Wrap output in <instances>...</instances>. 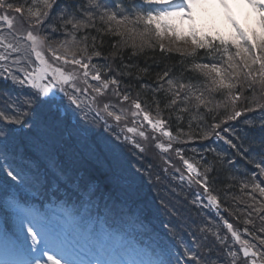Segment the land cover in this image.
Here are the masks:
<instances>
[{"label":"snow or ice","instance_id":"snow-or-ice-1","mask_svg":"<svg viewBox=\"0 0 264 264\" xmlns=\"http://www.w3.org/2000/svg\"><path fill=\"white\" fill-rule=\"evenodd\" d=\"M245 2L256 13L254 24L258 22L259 31L255 27H242L228 0H217L231 21L235 35L209 36L205 28L197 24L194 11L204 0H23L20 6L10 0H0V61L12 59L11 64H0V85H11L0 87V169L10 178L0 182V201L5 208L11 206L16 210L14 228L9 232L2 218L4 209H0V264H165L150 259L149 249L138 246L140 241L133 225L139 218L135 214L125 213L116 201H112L111 204L104 203L106 214L99 215L94 182L80 183L82 177H73L55 161L50 165L55 168L54 172L50 174L47 169L41 172L39 164L27 156L24 146L17 142L16 134L30 124L38 108L83 114L86 121L91 113L92 122L102 121L107 132V135L101 133V145L92 152L97 162L106 166L109 156L118 159L124 146L130 144L138 150L137 163H140L146 147L137 137L147 142L149 128L153 134L151 139L156 140L155 146L165 153L179 138L168 129L160 100L156 99L157 94L163 93L169 97L165 109H172L179 102L184 107L178 110L188 112L190 103L195 101L191 106L197 112L203 107L211 119L220 115L219 108L225 109V118L210 125L211 132L202 138L214 134L216 139L222 140L233 150L229 163L234 165L236 157L251 154L253 145L245 147L249 139L247 129H264V115L259 117L258 125L246 119L241 128H221V124L237 121L244 113L256 109L264 112V103L256 97L258 89L264 99V0ZM98 22L101 27L97 26ZM185 23L193 47L175 50L192 57L193 62L178 74L173 67L165 66L153 78L150 66L141 68L138 64L125 62V48L132 49L128 57L132 59L143 55L146 48L157 46L162 53L171 52L173 49L162 42L165 38L173 42L183 40L187 44ZM55 36L64 39L57 41ZM106 36L119 38L110 44L111 51L107 55L102 51ZM153 37L157 44L152 43ZM197 49H206L211 62H196ZM216 54H219V60ZM100 57H103V63H93L94 58ZM117 60L119 64L114 66ZM13 67L17 71H13ZM188 71L195 74V84L191 79L184 82V73ZM144 77H148L147 83L142 82ZM123 79H134L140 83V92L152 93L155 115L142 104L140 92L133 97L131 86L123 85ZM13 89L18 95L13 94ZM246 90L252 92L251 98L244 95ZM109 93L118 101L128 102L131 111L110 100L101 104V98ZM216 93L225 94V101L213 106ZM213 113L215 115H211ZM130 116L132 126L127 123ZM109 118L113 123H109ZM145 122L149 127H145ZM13 125L20 127L13 128ZM237 132L241 134L237 135ZM156 133L166 137L168 143L160 142ZM176 154L185 169L181 171L173 165L179 173L178 179L197 188L192 204L215 207L219 212L221 201L214 195L218 191L215 187L218 176L214 173L220 171L217 164L223 163L222 155L216 153L211 160L204 156L190 160L184 158L182 148H177ZM256 167L264 176V156L260 157ZM136 174H141V169H136ZM156 180L160 181L161 177L156 176ZM53 182L57 191L63 187L69 192V200L65 201L68 207L62 205L59 212L49 215L35 206H26L25 194L30 189L48 190ZM261 184L264 180L253 181L252 189L264 198ZM72 195L76 196L75 204L71 203ZM205 200L207 204H204ZM161 204H164L163 199ZM164 206L168 207L167 204ZM262 210L264 202L254 208L257 213ZM125 215H130L131 221L120 226L118 221ZM246 223L250 224L251 220ZM223 225L230 232L232 243L228 242V236L212 232L214 240L204 236L206 243L198 242L195 248L188 246L168 264H264V236H256L245 227L243 232L257 241L251 243L249 239H242L241 232L234 230L232 223L223 220ZM259 231L264 233V227ZM193 239L197 238L193 236ZM234 246H239L242 255L234 250ZM201 247L206 248V252H201ZM84 248L93 253L92 259L75 258Z\"/></svg>","mask_w":264,"mask_h":264},{"label":"trees","instance_id":"trees-1","mask_svg":"<svg viewBox=\"0 0 264 264\" xmlns=\"http://www.w3.org/2000/svg\"><path fill=\"white\" fill-rule=\"evenodd\" d=\"M16 6H20L21 3H23V0H16L14 2ZM98 27H101L102 25L97 24ZM78 34V37L79 38ZM92 35H95V32H92ZM106 43L102 51L105 55L109 51H111L110 44L115 42L118 37L112 36V37H105L104 38ZM153 44H157V41L152 40ZM215 43V42H214ZM234 51V49H233ZM132 49L131 48H125L124 49V55H125V62L128 64H138L139 67H149L150 73H152L153 78L154 74L156 72H160L165 66H170L174 68V71L179 73V71L188 65H190L193 62L192 57H188L182 52H178L175 49H173L171 52H161L159 47L155 48H146L143 55L133 57L132 59H128V57L131 55ZM207 50L206 49H197V58L196 62L199 63H209L211 62V58L206 55ZM101 61L103 60V57L99 58ZM216 59L219 60V54H216ZM183 61V64L181 63ZM119 61L114 62V66L118 65ZM184 82L187 83L189 79L192 80L193 84L196 83L195 74H193L191 71L184 73ZM144 83L148 82V77H144L143 81ZM123 85H130L132 93L136 96L137 92H140V83L137 82L134 79H123ZM0 87H11V85H0ZM155 87V85H153ZM27 91V90H25ZM259 90L256 91V96ZM13 94L18 95V92L16 89H13ZM141 95V101L142 104L149 108L150 110L155 111L154 106L152 105V93L150 92H140ZM183 95V93L181 94ZM245 96L251 98L252 92L251 91H245ZM156 99L160 100V108L162 110L163 118L167 120V122L170 125V128L174 131H177L179 128L182 129V131H185L186 133H189L191 135L199 137L201 134L202 128L206 126H210L215 123H219L221 119H224L226 116L225 109L223 107L219 108L218 111L220 113L219 116H217L216 119H211L210 115L207 114L203 107L200 108L199 112L195 110L191 105L195 103V101H192L189 105V111L188 112H181L178 109L184 107L182 103L177 104L176 107L172 109H165L164 105L168 102L169 97L164 96L163 93H159L156 96ZM225 101V94L216 93L214 94L213 99V106L216 103L223 104ZM147 102V103H146ZM238 102V107H239ZM262 103V102H261ZM250 107H254V105H249ZM47 110L45 113V110ZM39 110H42V112ZM259 109H256L251 113L252 116H254L256 119H259L261 115H264V112H257ZM50 111V112H49ZM51 109L48 108H38L35 111V114L32 116L30 124L27 126H24L21 128L20 132L16 134V140L19 144H22L25 149V154L27 156L32 157V159L39 164L40 170H50V172H54L55 168H50V165L52 161H55L57 165H64L68 167H64L66 171H69L71 174H75L73 177H82L84 178H90L92 182L96 184V189H98L99 192L104 190L107 195L113 194V195H125L130 200H134V208L136 209H142L144 212H146L148 209H154L157 207L162 208V214L160 215V218L164 220L168 225L174 224L176 222L179 224V228L182 230L184 229L183 226L185 224V220L181 221L179 223L178 221V215L188 216L190 213H193V210L195 209V205L192 204L193 194L192 192L186 191L182 188H176L175 182L173 181L174 176L172 175H166L163 174L161 177V180L159 181L160 185H163V189L155 191V195L152 197L151 201H147L149 195L150 188L144 189L140 185L139 182L142 184H145V182H142L138 175L132 174L133 170L128 173L127 171H123V164L126 163L128 155H133V152H129V147H124L122 150V153L120 154L118 159H114L111 156H109L105 168H102L100 164L97 166V172L91 173L92 171L88 169L85 170L84 173H82L76 166V164H72L73 162H76L77 160H72V158L75 157V154L71 152V147L75 149L76 147L73 144H67L64 148V151L62 152V156L58 157V155H55V151H52L48 148V141L52 142V136L54 131H58V129H54L52 125V121L54 120V114L51 112ZM256 112V113H255ZM42 113V114H40ZM215 115V113L211 114ZM203 116V119H200V117ZM178 117H182V119L178 120ZM195 117V118H193ZM254 119V118H253ZM61 120V119H60ZM63 121V120H61ZM252 123L254 125H258L260 123V119L253 120ZM61 124V123H60ZM190 125V126H189ZM57 126V125H55ZM13 128H18L20 126L13 125ZM72 132V131H71ZM107 133V132H106ZM241 134V133H240ZM239 134V135H240ZM247 135H248V142L245 143V147H249V144H252L253 147L251 149V154L245 153V157H236L235 158V165L233 167L231 166H224L225 164H217V167L220 168L219 173H214V175L218 176V179L216 181L215 187L218 191L214 192V194H218L220 196V200L223 203L226 210L229 212V214L235 213L238 215L241 221H243L244 217L248 218L250 217L251 223L247 226L241 225V230L245 227L248 228V231L253 233L252 231L256 226L262 225L263 221L261 217H264L263 210L257 213L254 211V208H258L260 205H258L257 200L259 198H255L253 200L252 194L249 195V189L250 186L248 185L253 177V166L257 162L255 158L258 156V151L263 148L264 151V129H260L259 127H252L247 129ZM193 137V138H197ZM50 142V143H51ZM62 144V141H58ZM53 143V142H52ZM56 147H58V144H55ZM99 144L95 143L94 147H92L88 152H86L85 157H88L90 154L92 155V152L94 149L97 148ZM70 146V147H69ZM47 147V150H46ZM61 148V147H60ZM69 148L70 150H67ZM81 149H84V147L81 146ZM60 153V152H58ZM94 157L92 156L93 160ZM147 158H144L143 162H141L143 165H147L146 161ZM67 161H70L69 164ZM251 161V162H247ZM18 162V161H16ZM260 162V160H259ZM146 163V164H145ZM230 164V163H229ZM120 172L121 176L126 177L128 180L132 181V185L121 186L117 184V181L114 177L117 172ZM91 173V174H90ZM142 174V173H141ZM140 175V174H139ZM152 178H156L153 175H151ZM137 182L139 184V188H134V184ZM153 182V180L151 181ZM150 182V184H151ZM155 182H158L155 180ZM163 183V184H162ZM147 185L148 182L146 183ZM247 184L248 187H243V185ZM176 196H180V199H176ZM164 200V204H167V208L165 206H161V200ZM148 202V203H147ZM147 203V204H143ZM162 204V205H164ZM249 212L252 213L251 216H249ZM172 213H176L173 215ZM184 216V217H186ZM261 219V220H260ZM207 220H204L201 224V227H203V230L210 229V231H204V236H207L209 240H214V237H212V226H205L207 224ZM247 238V237H246ZM180 239L177 234V240L180 243ZM206 243L205 240L201 244ZM201 252H206V248L200 249ZM190 258V257H189Z\"/></svg>","mask_w":264,"mask_h":264},{"label":"rangeland","instance_id":"rangeland-1","mask_svg":"<svg viewBox=\"0 0 264 264\" xmlns=\"http://www.w3.org/2000/svg\"><path fill=\"white\" fill-rule=\"evenodd\" d=\"M10 2L14 3L16 2V0H10ZM228 3L231 5V10H232L233 15L235 16L236 20L240 23L242 27H245V28L255 27L256 30L259 31L258 22L254 24V19H257L256 13H254L253 10L247 5L245 0H228ZM194 11H195V17H196L197 24L205 28L207 35H210V36H215L217 34L228 35L229 33H231L232 35H235V29L233 25L231 24V21L227 19V17L224 14L225 10L219 6V4L217 3V0H204L203 5L200 7H197ZM17 22L18 23L21 22L19 20L18 14H17ZM184 27H185V32H186V39L188 40L187 44H185L183 40L173 42L169 38H165L162 42L166 46L171 47L172 49H176L177 47L181 49H190L191 47H193V45L191 44V38L187 36V31H188L187 23H185ZM40 34L45 35V33L43 32H41ZM54 39L57 40V37L55 36ZM153 39L157 40L155 37H153ZM3 63L5 62L0 61V64H3ZM257 95H258L256 96L257 99L261 100L260 92H258ZM149 131H151L150 128H149ZM155 135L159 138L160 142L168 141L167 138L163 137L159 133H156ZM149 136H150V139L147 142H145L147 153L145 151V153L143 154V158H147L149 160L147 162V165L145 166L141 163L144 160H140L142 169L139 166L132 164L133 168L141 169L142 174L140 175L141 177L145 176V180H146V177L147 179H150L151 175L156 177L158 175V172L160 173L161 171L164 170V168L167 167L166 161L163 156L164 153L162 154L163 150L161 151L158 150L159 148L155 146L156 140L151 139V136H152L151 134H149ZM137 140L142 143V141H140V138L137 137ZM137 153L139 155V152ZM149 165H151L150 169L148 168ZM149 172L151 173L150 176H149Z\"/></svg>","mask_w":264,"mask_h":264}]
</instances>
